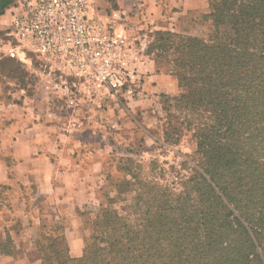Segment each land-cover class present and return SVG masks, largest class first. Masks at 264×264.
Segmentation results:
<instances>
[{
    "label": "rangeland",
    "instance_id": "374dc122",
    "mask_svg": "<svg viewBox=\"0 0 264 264\" xmlns=\"http://www.w3.org/2000/svg\"><path fill=\"white\" fill-rule=\"evenodd\" d=\"M114 10H118L114 0H95L92 7L94 13L102 16ZM206 12L185 16L173 30L132 23V31L125 35L131 58L154 59L160 75L172 76L175 92L149 91L138 70L136 91L96 97L78 91L74 92L77 97L74 106L68 105L62 93L45 82L41 60L7 33L8 27L11 33V25L0 28V46L6 50L0 60V104L6 103L10 94L23 89L29 96L36 95L38 111L51 110L55 115L51 118L61 126L65 124V129L53 133L57 147L52 154L77 163L72 168L78 172V178L70 185L81 200L88 201L84 206H77L74 212L55 210L53 197L38 194L33 171L20 169L13 159L14 163L8 166V180L0 181V243L4 242V231H7L13 251L11 255H0V264H40L34 243L42 225L59 223L64 232L77 226L75 235L82 237L83 242L86 236L99 235L103 230L95 223L100 221V210L122 218L124 224L141 226L148 208L153 212L157 206L165 205L166 196L175 199L194 185L187 182L199 164L196 155L199 127L194 118L200 110L185 109L179 101L181 94L196 87L192 84L179 87L178 72L193 78L191 73L181 70L180 38H198L209 44L230 42L233 38L225 25L204 20ZM166 32L175 37L161 35ZM17 45L21 46L27 63L12 58ZM259 113L250 115L251 123L244 137L251 133L246 142L251 152L250 169H262L263 177L259 181L264 185V121L258 124L253 121L259 118ZM6 118L7 114L1 122L5 123ZM190 196L193 198L194 192ZM89 242L91 247L103 244L98 245L92 238Z\"/></svg>",
    "mask_w": 264,
    "mask_h": 264
},
{
    "label": "trees",
    "instance_id": "16d2710c",
    "mask_svg": "<svg viewBox=\"0 0 264 264\" xmlns=\"http://www.w3.org/2000/svg\"><path fill=\"white\" fill-rule=\"evenodd\" d=\"M11 2L0 0V15ZM207 4L203 19L225 25L233 38L213 44L180 38L181 70L193 78L178 72L179 87H196L179 101L200 110L194 118L199 164L187 182L194 185L175 199L166 196L153 212L148 208L141 226L100 210L95 223L103 230L83 239L80 258L70 256L62 225H42L34 243L40 264H264L263 174L250 169L251 133L244 137L250 115L260 112L253 121H264V0ZM4 233L0 255H11L12 238ZM91 238L102 246L91 247Z\"/></svg>",
    "mask_w": 264,
    "mask_h": 264
},
{
    "label": "built area",
    "instance_id": "2783aa9c",
    "mask_svg": "<svg viewBox=\"0 0 264 264\" xmlns=\"http://www.w3.org/2000/svg\"><path fill=\"white\" fill-rule=\"evenodd\" d=\"M95 0H19L11 12L7 33L37 54L45 82L62 93L70 106L75 93L89 97L117 96L136 91L139 83L138 57L124 35L114 28L121 13L104 16L92 11ZM17 45L16 58L27 63ZM75 92V93H74Z\"/></svg>",
    "mask_w": 264,
    "mask_h": 264
},
{
    "label": "crops",
    "instance_id": "0c3cea01",
    "mask_svg": "<svg viewBox=\"0 0 264 264\" xmlns=\"http://www.w3.org/2000/svg\"><path fill=\"white\" fill-rule=\"evenodd\" d=\"M17 1L12 0L0 15V28L10 24L11 12ZM114 1L118 5V10L114 11L121 13V20L115 21L114 28L118 34L124 36L132 31L130 29L132 23L146 26L150 24L157 29L173 30L185 16L204 13L208 7L207 0ZM106 16L104 20L109 21ZM4 48L0 46V60L6 51ZM14 51L16 54L20 50L16 48ZM12 58L16 59V56L13 55ZM138 59L137 68L144 77L145 86L149 91L166 94L176 91L172 76L160 75L154 59L149 56L147 59L143 57ZM10 95L11 98L7 97L6 103L0 104V181L8 180V166L14 163L12 161L14 159L20 169L33 171L38 194L53 197L56 201L55 210L68 213L74 212L77 206H84L88 202L87 199L81 200V196L70 185L78 178V172L72 168V165L77 166V163H73L70 158H57L52 154L57 147L53 133L65 129L63 128L65 124L61 126L53 120L51 117L55 115L51 110L46 113L38 111L35 104L36 95L29 96L23 89ZM4 114H7L8 118L2 123ZM84 197L89 198V195L84 194ZM77 231L78 227L74 226L64 232L70 256L73 258H80L83 250L82 237L75 235Z\"/></svg>",
    "mask_w": 264,
    "mask_h": 264
}]
</instances>
